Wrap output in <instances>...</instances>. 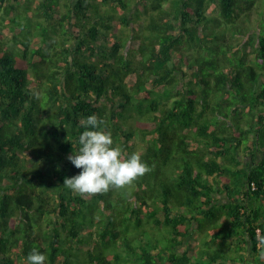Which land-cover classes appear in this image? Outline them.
Wrapping results in <instances>:
<instances>
[{
    "label": "trees",
    "instance_id": "1",
    "mask_svg": "<svg viewBox=\"0 0 264 264\" xmlns=\"http://www.w3.org/2000/svg\"><path fill=\"white\" fill-rule=\"evenodd\" d=\"M253 8L0 0V264H26L32 248L45 264H69L72 250L82 264H264V38L246 23ZM92 114L147 165L127 191L85 197L63 185L80 171L67 157ZM88 198L101 204L89 219ZM144 232L152 241L132 243Z\"/></svg>",
    "mask_w": 264,
    "mask_h": 264
},
{
    "label": "clouds",
    "instance_id": "2",
    "mask_svg": "<svg viewBox=\"0 0 264 264\" xmlns=\"http://www.w3.org/2000/svg\"><path fill=\"white\" fill-rule=\"evenodd\" d=\"M102 121L95 114L82 120L84 130L76 140L75 152L67 159L80 171L63 181V185L76 193H100L109 188L131 184L147 171V165L133 152L125 155L122 149L114 146L112 134L104 131ZM26 264H45L46 255L32 248L25 257Z\"/></svg>",
    "mask_w": 264,
    "mask_h": 264
},
{
    "label": "rangeland",
    "instance_id": "3",
    "mask_svg": "<svg viewBox=\"0 0 264 264\" xmlns=\"http://www.w3.org/2000/svg\"><path fill=\"white\" fill-rule=\"evenodd\" d=\"M70 1H73V0H70ZM246 1H248V0H246ZM253 1H254V8L252 10V13L253 14L250 17L251 21H249L250 20L249 17L248 18L246 17L245 20H246L247 25L248 26L250 25L249 30L254 32V34L256 35V38H257V36L258 37H261V38H264V0H253ZM36 2H37V0H33V3H36ZM141 5H145V4H141ZM18 11L19 12H23L22 6H20V8H19ZM61 11L63 12L64 9H61ZM100 12L101 13H104V12L105 13H109L110 12L109 6H103V5H101L100 6ZM206 13H207L208 16H212V15H215L217 13V7H216L215 3L209 6V8H208V10H207ZM28 14L31 15L32 14L31 11L28 12ZM2 19L4 20V16L0 15V22H2ZM7 19H8V16H5V20H7ZM3 34L4 35H7L6 31ZM12 46H13L12 44H9V47H12ZM13 48H16V46H13ZM210 55H214L213 52H211ZM257 68H258V66H257ZM134 135H136V136H134V138L132 140L133 143L135 144L134 149L136 151H139V153H140V152L143 151V149L141 148V146L143 144L139 141V137H137L138 133L136 132ZM243 162H245V159L243 160ZM144 174L145 173H143L142 176ZM129 185H126V186H123V187H118V190H120L121 188H123L124 191H127L125 187H128ZM86 195L87 194L85 193V197H86ZM96 205H97L96 204V200L94 198H88V199H86V202H85L84 206H82L81 209L87 215L88 219L90 218V216L87 213H89L88 210H89L90 207H92L94 209L93 213L95 215H99L101 213L100 212L101 204H98L99 207L96 206ZM151 235L152 234H150L148 232L147 233L144 232L143 233V236L141 238L136 237L134 240H133V238H134V236H133V238H132L133 242L132 243H134L136 245L140 244V242L138 241V239H141L144 242L152 241ZM167 235H168V229L167 228H164L162 231H159V233H158V239L160 240V242L163 245H166L167 244V238H166ZM195 245H197V240L190 239L188 241V246H195ZM103 246H104V244L100 248V251L101 252H104L106 250ZM85 248H87V247H85ZM84 250H86V249H84ZM120 254H121V252H120ZM81 257H83L82 252H79L77 250H72L71 257H70L71 259L69 261V264H82L83 260H82ZM123 259H121L120 262L117 263V264H127L126 263L127 261L125 259L124 260ZM112 264H116V263L112 262Z\"/></svg>",
    "mask_w": 264,
    "mask_h": 264
},
{
    "label": "crops",
    "instance_id": "4",
    "mask_svg": "<svg viewBox=\"0 0 264 264\" xmlns=\"http://www.w3.org/2000/svg\"><path fill=\"white\" fill-rule=\"evenodd\" d=\"M257 158H259V155H257ZM245 165L249 164V159H245V162H244ZM223 200V199H222ZM224 201V200H223ZM201 235V233H200Z\"/></svg>",
    "mask_w": 264,
    "mask_h": 264
},
{
    "label": "built area",
    "instance_id": "5",
    "mask_svg": "<svg viewBox=\"0 0 264 264\" xmlns=\"http://www.w3.org/2000/svg\"><path fill=\"white\" fill-rule=\"evenodd\" d=\"M250 188H251V190H253L254 189V185L250 184Z\"/></svg>",
    "mask_w": 264,
    "mask_h": 264
}]
</instances>
